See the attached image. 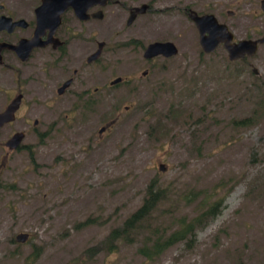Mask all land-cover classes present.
I'll list each match as a JSON object with an SVG mask.
<instances>
[{
    "label": "rangeland",
    "instance_id": "374dc122",
    "mask_svg": "<svg viewBox=\"0 0 264 264\" xmlns=\"http://www.w3.org/2000/svg\"><path fill=\"white\" fill-rule=\"evenodd\" d=\"M185 4L212 13L236 39L264 28L259 0ZM155 5L121 33L106 26L101 73L85 74L90 90L105 83L104 100L73 104L74 84L41 122L46 133L29 137L33 152L13 159L0 181V264H264V45L247 59L257 77L221 46L201 53L193 23L175 24L173 9ZM165 39L177 53L144 61L141 46ZM150 181L163 196L147 225L112 239ZM209 205L218 213L192 238L151 251L180 218ZM22 232L27 239L16 242Z\"/></svg>",
    "mask_w": 264,
    "mask_h": 264
},
{
    "label": "flooded vegetation",
    "instance_id": "af4514ba",
    "mask_svg": "<svg viewBox=\"0 0 264 264\" xmlns=\"http://www.w3.org/2000/svg\"><path fill=\"white\" fill-rule=\"evenodd\" d=\"M159 1L166 4L161 9H173L169 15L175 24L186 17L193 23L190 12L209 14L187 6L185 0H0V181H9L17 154L33 152L29 137L46 133L41 131V122L55 117L58 99L67 96L74 84L73 104L94 105L104 100L105 83L90 90L85 74L90 69L101 73L106 37L111 35H106V26L121 33L156 13ZM228 30L231 42L240 40ZM263 33L264 28L241 39H257ZM129 41L135 44L137 39ZM153 41H171L177 48L170 39ZM147 44L141 46V56ZM219 46L224 49L219 43L213 51ZM255 53L228 61L244 62L255 68L256 73L251 72L258 77L259 70L247 60ZM146 73V69L141 72L142 76ZM119 78L121 83L124 79Z\"/></svg>",
    "mask_w": 264,
    "mask_h": 264
},
{
    "label": "water",
    "instance_id": "95a60500",
    "mask_svg": "<svg viewBox=\"0 0 264 264\" xmlns=\"http://www.w3.org/2000/svg\"><path fill=\"white\" fill-rule=\"evenodd\" d=\"M259 8L264 12V0H260ZM229 14V13H228ZM190 19L193 21L194 27L198 33V43L201 49L205 52H212L217 44L221 43L227 53V59L234 61L244 56H252L257 50L258 44L264 43V33L257 39H240L237 42L232 41V34L224 23L217 21L213 14L198 15L195 12L189 13ZM130 17L128 23L131 22ZM177 53V48L171 41H153L148 43L142 53L144 59L154 58L156 56L171 57ZM256 73L255 68L251 69ZM120 81L119 77L111 80L109 84H116ZM66 83L65 85H67ZM3 114H0L2 118ZM17 139V138H16ZM18 140V139H17ZM160 171L164 170V165L158 163ZM28 237L27 233H18L15 236V241L22 243Z\"/></svg>",
    "mask_w": 264,
    "mask_h": 264
},
{
    "label": "trees",
    "instance_id": "16d2710c",
    "mask_svg": "<svg viewBox=\"0 0 264 264\" xmlns=\"http://www.w3.org/2000/svg\"><path fill=\"white\" fill-rule=\"evenodd\" d=\"M241 121L246 124L248 119H242ZM162 196L163 193L157 186V183L150 181L145 187L144 196L140 206L122 221L120 227L113 228L109 232V236L112 239H114V237L119 238L133 229L141 228V223L147 225V219L150 213L156 207ZM217 213L218 207L209 205L206 210L200 212L196 217L192 218L191 221L180 218L178 220L177 227L174 230L168 233L164 239L160 240L157 238V240L153 241V243L156 245L168 246L175 242L192 238L194 234V227L199 226L204 220L212 218ZM155 236L157 235L155 234ZM158 245L154 246L151 250L154 254L159 253L161 250ZM140 250H144V247L140 248Z\"/></svg>",
    "mask_w": 264,
    "mask_h": 264
}]
</instances>
